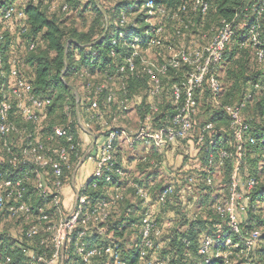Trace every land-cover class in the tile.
<instances>
[{
  "label": "built area",
  "instance_id": "1",
  "mask_svg": "<svg viewBox=\"0 0 264 264\" xmlns=\"http://www.w3.org/2000/svg\"><path fill=\"white\" fill-rule=\"evenodd\" d=\"M179 2L176 10L167 12L165 7L158 8L159 14L165 18L176 20L185 29L189 27V20L183 21L180 14L193 13L205 15L208 10L207 0H177ZM153 0H146L144 8L147 27L143 35H135L128 42H124L131 51L123 59L119 67V73L134 72L139 67L148 77L151 88L149 97H157L163 90V77L168 75L170 69L189 67L185 71L179 82L171 85V96L173 102V112L168 121L162 125H155L154 113L158 106L151 102L149 110L137 123L136 129L128 133L123 127H108L103 136L101 144L89 146L83 155L84 158L91 159L94 163L93 171L87 181L75 182V174L81 165L77 153L78 142L68 129L54 125L51 132L46 134V143L39 139L37 129L46 118L48 107L51 105L49 97H39L33 93L32 85L20 74L15 67L14 60L9 62L7 72L1 67L3 64L0 52V166L11 165L14 169L21 172V177L10 179L4 177V172L0 168V210L5 205L7 215L10 218L22 219L28 226L21 232L32 239L42 232H47V239H41L40 244H49L50 252H33L30 254L27 264H64L66 247L71 244L73 255L79 260L80 264H92L93 260L106 258L110 264H126L121 257V250L118 240H110V234L105 235L104 225L111 218V209L123 198L125 187L132 188L141 205L139 217L140 241L137 245V252L142 264H154V253L159 249V238L164 227L170 226V221L163 224L156 220L159 207L172 202L175 184L178 179H172L163 185L156 197L152 198L148 190L140 183L128 180L125 186L120 182L126 178L125 171L117 165L114 157L115 141L125 138L130 146L135 143H143L146 146H153L162 151L166 146L173 144L179 139L185 138L191 130L192 118L196 111L195 94L201 88L204 80L213 99L217 100L222 88L216 75V67L222 61L223 53L236 30L243 28V33L239 34L240 46L249 45L254 49L258 61L264 60V39L261 36L260 15L264 11V0H240L239 6L235 9L233 16L222 19L221 25L215 30L209 42L200 49L188 50L178 49L171 54L165 61L159 63L153 59L140 54V50L146 51L149 48L161 44L159 35L162 28L153 26L148 20L156 10ZM62 10H66V5H62ZM170 13V14H169ZM244 15L243 21L240 15ZM152 18V17H150ZM15 20L21 21L19 31L24 34L27 31L26 15L22 9H17L12 5L4 6L0 9V40L3 38L1 31L9 30ZM125 22L124 17L120 21ZM180 28L176 29V34H180ZM120 36L121 33H120ZM116 41H113L115 44ZM33 43L29 44L28 49H33ZM113 55V53H112ZM136 59H139L136 64ZM121 88L124 98L120 104L126 108L129 100L126 96L125 83L122 78ZM111 81L112 78L108 77ZM258 85L255 84L254 88ZM86 91L96 97L106 91L105 102L113 100L115 93L108 85V82L94 84L91 81L86 83ZM247 93L245 99L232 104H224L222 109L229 118L228 130L233 140L234 148L220 150L217 158L209 152L208 163L222 164L228 161L231 165L229 171V193L227 198L216 206L217 213L225 218L228 228L222 233L214 236H204L199 244L197 253L202 257L200 264H210L214 258L222 257L225 261L232 253V248L237 247L233 243L231 235L241 239L245 257L258 241L261 233L258 230H251L246 237L241 235L237 210L243 209V190L250 192L256 186L253 177L246 178L243 182L240 178V165L244 156V147L248 143H254V138L249 134L250 123L243 116L242 109L245 100L249 98ZM89 119L102 116L96 98L90 101ZM68 111V106L65 108ZM18 115L25 122L35 126V131L27 132L23 128H18L11 116ZM68 115V112L66 113ZM78 125L85 133L88 132V124ZM205 129H213L211 123L205 125ZM18 135L20 139H25V144L21 147L19 154L12 153L11 142L8 136ZM202 137H199L201 140ZM214 143L211 138L209 144ZM6 156V157H4ZM72 157L78 161L75 166ZM83 158V157H82ZM72 172V180L66 184L65 171ZM104 181L113 185L106 189L108 196L93 201L92 196L87 193V185L92 182V187L96 188L95 181ZM183 180L192 183V179L186 176ZM206 182L211 183L207 177ZM33 183V191L40 198V203L35 206L27 203L25 196L26 184ZM66 187H70L74 192V203L68 211H64L63 192ZM50 205L48 206L46 205ZM49 209L56 215L53 220ZM121 225L115 227L120 230ZM114 231V229H113ZM95 232H99L104 238L109 239L105 244L88 245L85 242ZM220 238H224L221 245L225 251L215 249L216 243ZM44 249V248H43ZM4 264H20L11 262L8 256L4 257Z\"/></svg>",
  "mask_w": 264,
  "mask_h": 264
},
{
  "label": "trees",
  "instance_id": "2",
  "mask_svg": "<svg viewBox=\"0 0 264 264\" xmlns=\"http://www.w3.org/2000/svg\"><path fill=\"white\" fill-rule=\"evenodd\" d=\"M207 1L208 10L205 15L189 12L186 14H180L183 21L190 19V25L185 29L177 22L175 27H173L171 35L173 40L181 38L185 32L190 31L192 27H194L195 21H193V19L195 17L203 18L208 16L212 11L220 20H228L233 16L235 9L240 4V0ZM145 2L146 0H129V3L113 7L111 16L104 5L100 7L95 3L94 8L97 7L98 12H96L93 24L87 31L70 28L69 32H67L62 25L63 22L59 15H57V13L49 14L47 10L41 8L39 3H29L22 9L26 15L27 31L24 34L20 33V35L25 36L27 48L30 43H33L34 45L33 49H28L29 56L27 58V61L32 65L33 72L29 79L26 80L32 85L33 93L39 97H49L51 99V105L48 107L46 113L47 119H45L46 121L44 120L46 123L43 121V124L37 129V134H39L41 142L46 143V134L51 132L54 125H58L68 129L69 132L74 135V140L79 144L78 134H81L84 131L81 130L78 125L76 111L77 109L78 111H82L84 110V106H86V110H84L86 114L85 119L88 120L91 111L90 101L94 98L98 101L102 116L100 118H94L92 121H103L105 116H107L109 109L111 112L125 114L124 111L128 109V105L124 108L120 104L121 100L124 98V92L121 88V76L125 83L128 100L134 101L133 99L137 96L139 98L140 104L137 106L138 120L142 119L145 113L149 110L151 102L155 103L160 96V98L167 96L170 100L169 109L167 108L163 111L162 104L156 102L158 110L153 116L155 118V125H162L168 121L173 112L171 85L179 82L185 71L189 70V67L170 69L168 75L162 79L163 90L157 97L153 98V101L149 100V91L152 87L151 83L139 67L134 72L127 71L125 73H119V67L122 64L123 59L131 51V49L124 45V42H128L135 35H143L144 30L147 27L145 21L147 15L142 11L137 17H135L136 19L130 20L127 24H124L125 22H120L123 12L128 14V9L131 8L133 9V12L143 8L145 12ZM153 2L155 5H162L171 11L176 10L179 4L177 0H153ZM64 4L66 5V10L61 9ZM50 8H52V6ZM59 10L63 13H67L69 11L68 2L61 4ZM104 15H107V18L104 17ZM189 16H193V18L191 19ZM240 18L243 21L244 15L241 14L239 19ZM260 23L261 36L264 39V11L260 15ZM177 28H180L181 31L179 35L176 34ZM7 31L8 30L1 31L3 38L0 40V52L3 60L1 69L4 72H7L8 70L7 56L9 55L8 50L10 45L8 34H6ZM120 33L122 36H120ZM241 33H243V28L236 30V35L233 36L224 50L222 61L216 67V75L219 79L218 72L220 71V65L224 59L229 58L231 61L226 69V75L224 78L226 86L225 96H227L226 101L224 103L218 101L223 91L220 79L219 81L222 91L217 100L212 98L207 81L204 80L201 88L198 89L195 94L197 106L192 118L190 133L185 138L177 140L161 151L162 154L167 151L172 152V160L174 164L179 163L177 168L172 169L173 174L164 173L165 171L160 167V161H162V159H159V156L152 163H149L148 160L139 161L137 165L138 172L142 170L145 174L142 175L139 173L134 177L126 176V178L120 182V185L125 186L128 180L136 181L143 185V187L148 190L149 195L154 198L163 185L167 184L172 179L179 180V182L175 184L172 202L159 207V211L156 214V220L159 223L161 222V224L165 222V214L173 215L172 218L168 220L171 223L170 226L164 227L159 238L160 247L154 253V264H200L202 262V257L197 253V250L201 239L206 235L214 236L227 230V221L217 213L216 206L224 201L229 193V171L231 165L228 161H223L222 164H218L217 159L215 161L216 163L210 165L208 163V155L209 152H212L215 158H217L220 150L234 148L235 143L228 130L229 118L224 113L222 106L224 104H232L245 99L247 93H249L250 96L245 100L242 113L245 109L250 111V114L246 119L250 123V129L248 132L254 138V143H248L244 147V156L240 165V178L243 182L246 178L253 177L256 180V186L250 192H245L243 190V209L237 210L241 235L246 237L251 230H255L252 228L254 222H259V217L254 215L253 210L258 202L264 199V190H259L258 180L254 172L259 165L261 157L264 155V60L258 61L254 49L249 45L240 46V39L238 36ZM113 41H116V43L113 44ZM165 46H167V43L161 41V44L152 48L158 47L159 49H163ZM168 46L170 47V44H168ZM142 52L143 50H140V54L145 56ZM145 57L149 58L148 56ZM138 61L139 59H136V64H138ZM19 74L21 75L20 72ZM95 75L101 78L102 82H108L109 86H113L114 83H117L115 91L111 88L115 93L113 100L106 103V91H104L103 93L96 95V97L88 93V95H86L87 97H82L78 102L73 99L70 102V96L68 97V93H71V86L63 82L64 77L75 76L76 78L81 79L84 86H86L88 81L93 82L91 79ZM108 77H111L112 80L109 81ZM1 81L2 77L0 75V83ZM255 84L258 85L257 88H254ZM58 94H62L63 96V104L61 106V112L63 114L62 120H64L63 123H54L50 116H48V111L55 107L54 98L55 95ZM236 95L240 96L239 100L233 99ZM248 104L250 106H247ZM66 106H68V111L65 110ZM73 106L75 110L74 113L72 111ZM67 112L68 115H66ZM15 116L16 115L11 116V119L15 122L18 128H23L27 132L35 131L36 128L33 124L25 122L24 120H22L23 122L17 120L15 119ZM113 117L114 116L109 117V122ZM202 117L204 120H201ZM207 123H211L213 129H205ZM107 128L108 126H106V129ZM223 132L224 135L222 134ZM200 136L202 137L201 140H199ZM221 137L224 138L225 141L221 140ZM211 138H214V143L210 145L209 141ZM8 139L11 144H17H12V153L19 154L20 149L25 144L26 140L20 139L19 136L15 134L9 135ZM118 140L119 139L115 141V148ZM136 144L137 143L133 146ZM146 147H151L152 153L156 152L155 150L157 148L153 146ZM84 152L85 151L83 150L80 151L79 145L77 149L78 155L84 154ZM114 157L117 165L123 168V166L117 161L115 150ZM72 160L74 161L75 158L72 157ZM217 166H226L228 176L227 187H225L222 192L218 193L215 192L217 188L214 187L212 177L214 169ZM0 168L4 172L5 178L17 179L21 177V172L14 169L9 164L1 165ZM160 174L165 177L164 180L157 179ZM184 176L191 178L193 182L188 183L184 181ZM207 177L211 179L210 184L206 182ZM26 185H30L27 189L31 188L30 194L35 195L37 198L36 201L41 202L40 198L33 191V183H27ZM95 185L96 188L92 187V182H89L87 185V193L92 196L93 201L107 197L108 192L106 189L113 184L98 180L95 181ZM27 194L28 191L25 192V196ZM129 196L136 199L138 212L135 213V215L133 213V205L128 202ZM46 205L48 208L50 207L47 203ZM120 205L122 209L121 217L119 218L116 227L121 225V231L124 230L127 225L134 224L137 225L139 231L141 205L132 188L125 187L123 198L117 202L115 207ZM6 207L7 205L0 210V220L2 215L8 216ZM10 219L16 220V218ZM111 219L112 213L109 222ZM25 224L26 228L28 223L26 222ZM45 233L46 236H48L47 232ZM20 234L22 237L14 238L8 233H0L1 253L4 257L8 256L11 262L27 264V260L33 252H50L49 244L47 242L43 245L40 244L41 234L32 239H28L22 232ZM94 238L95 234H92L85 239V242L88 245H94L96 244L95 242H97L93 240ZM98 238H100L99 235ZM223 240L224 238L219 239L216 243L215 249L217 248L221 251L226 250V248L221 245ZM231 240L233 243H237L238 246L231 249L232 253L228 256V260L225 261L222 257L214 258L210 264H235L237 262L238 264H261V262L264 264V232L261 233L258 241L248 252L247 258L245 257L246 255L243 250L241 239L237 236L231 235ZM100 243L105 244L106 240H103V242L100 240ZM119 245L122 252V245L120 242ZM67 252L69 254L73 253L71 244L66 247V253ZM134 252V260H138V262L142 263L137 252V247H135ZM241 252H243V254ZM236 258H238L239 261ZM75 260L80 264L76 257ZM66 261L67 260L64 258V264L67 263ZM92 264H110V260L106 258L95 259Z\"/></svg>",
  "mask_w": 264,
  "mask_h": 264
},
{
  "label": "rangeland",
  "instance_id": "3",
  "mask_svg": "<svg viewBox=\"0 0 264 264\" xmlns=\"http://www.w3.org/2000/svg\"><path fill=\"white\" fill-rule=\"evenodd\" d=\"M65 2H68L69 4V11L67 13H63L59 10L60 5ZM29 3H34V4L39 3L41 5V8L44 10H47L49 14L57 13V15H59V17L61 18L63 22L62 23L63 27H65L67 32H69L70 28H74L80 31H87L90 28V26L93 24L94 17L96 16V12H98L97 7L94 8L95 3L100 7L104 5L108 9V12L111 16L113 7H117L118 5L129 3V0H0V9L7 5H12L13 7L17 9H23ZM51 6L52 8H50ZM158 8H163V6L158 5L156 7V10L152 14L153 16H150L152 18L149 17L148 20L150 21V23H152L153 26L155 27L160 26L162 28L159 38L161 39L162 42L163 41L166 42L167 46H165V48L163 49H159L158 47L151 48L149 50L143 51L142 53L145 54V56H148L149 58H152L159 63H162L163 61H165L168 57L171 56L172 53H174L178 49L184 48L188 50H194V49H200L204 47L211 39L216 28H218L221 25V21H222L212 11L209 13L208 16H205L203 18L195 17L193 19V21H195L194 27H192L190 31L185 32L184 35L181 36V38H178V39L176 38L175 40H173V37L171 35H172L173 27H175V25L177 24V21L174 19L173 20L167 19L163 15L159 14L160 12L157 10ZM128 11H129L128 14L123 12V16L125 19L124 24L129 23L130 20L136 19L135 17H137L141 13V11L145 14L143 8H140L138 11H134V12H133V9L131 8V9H128ZM166 11L169 12L170 9L167 8ZM106 16L104 15V17ZM189 18L192 19L193 16L192 17L189 16ZM20 23L21 21L15 20L11 28L6 32L10 40V45H9V50H8L9 55L7 56V63H8L7 65L9 66V62L14 60L15 67L19 70L21 75L25 79H29L30 75L33 72V68H32L31 63L27 61V58L29 56L28 54L29 51L27 48V42H26L25 36L20 35V31H19ZM138 27H142V26H138ZM168 44H170V47L168 46ZM230 62L231 61L229 60V58L224 59V61L220 65L221 66L220 71L218 72L219 79L223 87L222 94L218 101L222 103H224L227 99V96H225L226 86L224 83V78L226 75V69L229 66ZM91 80L93 81L94 84H98L102 82V79L97 77V75L93 76ZM63 82L71 86V93H68L69 94L68 97L70 96L69 97L70 102L72 99L78 102L82 97H87L86 95H88V93L85 90V86L81 79H78L75 76H70V77H64ZM116 86H117V83H114V85L111 86V88L115 91ZM233 99L239 100L240 96L236 95V97H234ZM54 102H55V105H54L55 107L51 109L50 111H48V116H50L51 120L54 123H63L64 122V120H62L63 114L61 112V106L63 104L62 94L55 95ZM157 102L162 104L163 111H165L167 108L169 109L170 107V100L167 96L162 97V99L157 100ZM247 106H250V105L248 104ZM84 110H86V106H84ZM72 111L74 113L75 111L74 106H73ZM82 111L81 110L78 111V109L76 111L80 123L82 122V123L88 124L89 131L93 133L94 135H98V136L101 134L103 136L105 135L106 126L123 127L126 129L128 133H132L135 130V126H136L135 124L138 119L137 107L136 105H134V101L132 100H129L128 109L124 111L125 114H122V113L118 114L117 112H111L109 109L108 114L107 116H105L103 121H88L87 119H85V116H86L85 111L84 112ZM249 114H250V111L245 109L243 112V116L247 118ZM111 116H114V117L109 122V117ZM15 119L22 121V119L18 115L15 116ZM45 119H47V114H46ZM201 120H204L203 117L201 118ZM222 134L224 135V132ZM81 135L82 133L78 134L80 151L82 150L86 151L87 148L92 143V139L90 137L88 138V136H84L85 141H87L86 143L83 141ZM222 137L220 139L225 141V139ZM12 144L17 145L16 143H12ZM120 144L121 146H119V148L117 149L118 154L116 153V157H117L118 163L121 166H122V164L120 163L121 157L125 158L127 161H131L135 159L134 158L136 157L135 155L143 151V146L140 143L139 144L137 143L133 147L128 146V143H125V144L120 143ZM144 148L147 150H150L146 146H144ZM84 154H81V155L79 154V157H80L79 160L82 161L81 164L85 162V158L83 156ZM73 163L76 166L78 164V161L75 160ZM87 165H89V163H86L85 166L81 165L80 169H78V171L76 172L75 174L76 183H78L79 180L81 179H83V181H87V179L90 177V175L86 176V173L88 171ZM226 170H227L226 166H223V167L217 166L214 169V174L212 175L214 187L217 188V190L220 192H222L223 189L227 187V183H228L227 177L228 176H227ZM72 172H73L72 169L70 170V172L65 171L66 184L68 185L71 183V180H72ZM254 173L258 180L259 190H264V155L261 157L259 161V165ZM126 174L129 177L130 173L126 172ZM157 179L164 180L165 177L162 174H160ZM28 186L30 185H26V188H28ZM66 188L73 191V189L70 187H66ZM26 191H28V194L26 196L30 195V197L27 198V203H29L32 206H35L38 203H40L39 201L38 202L36 201L37 198L35 197V195L30 194L31 188L27 189ZM128 202L133 205L134 207L133 213L135 215V213L138 212L136 199L132 196H129ZM73 203H74V194H73V197H71L70 202L67 203L66 205L64 204V211H68L72 207ZM121 210H122L121 205L117 207H113L111 209L112 219L110 220V222L104 225L103 227L104 231L101 233L105 235H109L111 232H113V236L112 234H110V236L113 237L110 240H113V239L119 240V242L122 245L121 254L126 264H142L141 262H138V260H134L135 247H137L139 243L138 242L139 241V231H138L137 225L130 224V225H127L124 230H121V231L115 230V227L119 222V218L121 217ZM253 211H254V215H257L259 217V222L258 223L254 222L252 228L258 230L260 233H263L264 232V199L258 202L257 206L255 207ZM49 212L51 213L52 218L54 220L56 215L53 214V210L49 209ZM25 223L26 222L23 221L21 218L15 220V219L8 218V216L6 215H2L1 220H0V233L10 234L13 231L12 232V235L14 233L13 237L15 236L17 238L18 237L20 238L22 237L20 233H21V230L25 228V225H26ZM94 234H95V238L93 240L97 241L95 242L96 244H101L100 240L102 242L103 240H106V238H104L103 235H100L99 232H95ZM98 235L100 236V238H98ZM40 238L47 239L46 233L42 232ZM107 240L110 241L109 239ZM241 253L243 254V252ZM3 257L4 256L0 250V264H4ZM65 259L67 260L66 264H78V261L75 260V256L73 255V253L69 254L67 252L65 254ZM236 259L239 261L238 258ZM235 264H238V262Z\"/></svg>",
  "mask_w": 264,
  "mask_h": 264
},
{
  "label": "crops",
  "instance_id": "4",
  "mask_svg": "<svg viewBox=\"0 0 264 264\" xmlns=\"http://www.w3.org/2000/svg\"><path fill=\"white\" fill-rule=\"evenodd\" d=\"M160 97H158L159 99L157 98V100H161L162 98H160ZM137 98H138V96L136 98H134V105H136V107L139 106V104H140L139 98L138 99ZM149 100H152V98L149 97ZM157 100H156V102H157ZM137 116H138V114H137ZM138 121L139 120L137 119V122L135 124L136 125L135 129L137 127ZM90 133L91 132L89 131V129H88L87 133L82 132L81 136H82L83 141L87 143V141H85L84 136H88V138L90 137L92 139V143L90 144V146H94L95 144H101V142L104 139L103 135L101 134V135L98 136V135H94L93 133H91V134ZM120 143H124L125 144V143H128V142L126 141L125 138H121V139L118 140L116 148H115V153H117V154H118L117 149L119 148V146H121ZM139 143L140 142H138V144ZM140 144L143 146V151L141 153L135 155L136 156V157H134L135 159H133L131 161H127L123 157L120 158V160H121L120 162H121L124 170H126L125 173L129 172L130 173L129 176H133V177L137 176L139 173H141L143 175V174H145L144 171L141 170L140 172H138L139 170L137 169V165H138L139 161L148 160L149 163H152L153 161H155V159L157 157L160 156L159 159H162V161H160L161 162V166H160L161 169L165 171L164 172L165 174H173L172 169L177 168L179 163L174 164V162L172 160V152H168L167 151L164 154H162V152L159 151L158 149H156V150L154 149L156 152L152 153L151 152L152 151L151 147H148L150 150H147V149L144 148L145 145H143V143H140ZM128 146H130V145L128 144ZM130 147H132V146H130ZM131 156H132V154H131ZM138 156H140V157H138ZM147 157H148V159H147ZM86 163H89V165H87V167H88L87 168L88 171L86 173V176H87V175H91V173L93 171V168H94V163L92 162L91 159H88V157L85 158V162L82 163L81 165L85 166ZM80 166H79L78 169H80ZM141 168H142V165H141ZM126 176H127V174H126ZM81 182H83V179L79 180V183H81ZM215 192L218 193L220 191L216 190ZM73 194H74V192L72 190H69L68 188L64 189L63 197H64V204L65 205L70 202V199H71V197H73ZM172 215L173 214H168V215L165 214L166 217L164 218V221L170 220L172 218ZM12 232L10 234L13 237L14 233L12 235ZM14 238H15V236H14Z\"/></svg>",
  "mask_w": 264,
  "mask_h": 264
}]
</instances>
